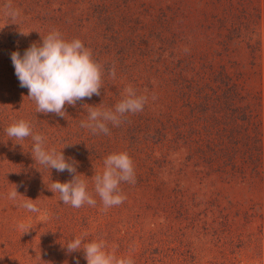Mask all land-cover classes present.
Here are the masks:
<instances>
[{"label":"rangeland","instance_id":"1","mask_svg":"<svg viewBox=\"0 0 264 264\" xmlns=\"http://www.w3.org/2000/svg\"><path fill=\"white\" fill-rule=\"evenodd\" d=\"M8 3L19 12L15 20L4 14ZM52 30L80 39L104 69L101 94L66 104L65 117L36 113L11 60ZM222 76L235 83L227 100L237 104L235 112L226 101L215 113L217 102L207 99L210 91L225 98L216 86ZM128 86L148 97L142 112L109 125L110 134L80 126L87 105L114 109ZM216 114L227 125L212 120ZM19 120L45 137L46 149L76 162L95 207L73 208L49 190L73 174L35 163L31 138L9 139L5 128ZM210 128L223 136L217 143H235L228 154L235 159L222 162L207 152ZM119 152L133 160L136 183H122L126 200L105 211L92 176ZM206 162L225 170L222 181L208 177ZM15 186L20 196L13 201ZM27 198L38 212L18 206ZM214 199L227 205L241 239L256 249L233 252L231 263L264 264V0H0V264H87L83 250L68 254L63 246L77 237L102 240L105 251L134 264H181L179 253L184 264H207L211 246L199 226ZM20 224L29 231L22 234ZM191 246L195 259L183 255Z\"/></svg>","mask_w":264,"mask_h":264},{"label":"clouds","instance_id":"2","mask_svg":"<svg viewBox=\"0 0 264 264\" xmlns=\"http://www.w3.org/2000/svg\"><path fill=\"white\" fill-rule=\"evenodd\" d=\"M4 14L15 20L19 12L10 3L4 6ZM21 35L29 32L20 31ZM42 43H33L27 48L23 56L19 51L11 53L12 64L20 86L28 89V98L36 105V113H54L60 117L67 115L65 105L75 106L78 101L90 99L93 95L99 96L103 87V66L93 59L92 50L78 39L66 40L58 30L50 31L41 36ZM109 76L115 78V69H108ZM124 97L113 108L101 109L96 106L87 108L88 118L81 121V127L91 131L93 135L110 134L109 125L119 127L124 123L128 114H137L143 111L148 102L145 95H137L135 90L128 86L124 90ZM155 99V96L152 97ZM85 106V105H84ZM7 137L16 143L31 138V155L35 163L57 172L67 171L73 174L72 179L61 183L55 181L48 187L54 194L59 193L63 204L73 208H80L85 204L95 207L97 201L87 190V183L81 179L76 171V162H68L62 150L45 148V137L33 134L29 122L19 120L5 128ZM20 144V143H19ZM103 171L92 176L94 192L100 197L103 209L118 206L126 200L121 192L122 183L135 184L136 176L134 163L127 152L109 154L103 161ZM20 194L16 186L8 198L16 201ZM32 199L19 203L29 212H38L39 209ZM22 234L27 233L30 227L18 225ZM68 254L83 250L87 264H134L131 258L117 259L105 251V244L101 241L85 242L84 238L77 237L63 245ZM78 264V261H77Z\"/></svg>","mask_w":264,"mask_h":264},{"label":"trees","instance_id":"3","mask_svg":"<svg viewBox=\"0 0 264 264\" xmlns=\"http://www.w3.org/2000/svg\"><path fill=\"white\" fill-rule=\"evenodd\" d=\"M212 75V73H211ZM226 80L228 79H222L221 77L217 78V82L218 85H216L218 87L219 90H221L223 93H225L226 95L224 96L225 98L221 97V100L218 101V95L215 93L214 91L211 92L210 91V95H208L207 99L208 101H212L215 100L217 103L215 104V113L220 112V110L222 111L224 108L225 102L227 100H232L234 97L233 94H236V92H233L232 89H235V83L234 82H229V80L226 82ZM225 88H223V87ZM215 87V86H214ZM210 90V89H209ZM214 94V95H213ZM229 101H227L226 104V108L230 109V113L231 112H235V109L238 110L239 107L237 106V104L234 103V105L232 106V103H230ZM232 106V107H231ZM212 120H215V122H217L218 124H223V125H227V122H225L224 120H222L219 115L216 114V118H213ZM235 124V123H233ZM210 132L208 133V135H204L207 136L206 142L208 145V151L207 152H212V154H216V158L221 159V161L223 162V157L227 156L230 160H233L236 158V155L234 156H229L228 154L230 153L229 151H235V147H234V142L232 143H226L224 142V144H221L220 142L217 143L218 139H222L223 136L220 137H214L216 135V133L210 128ZM202 131V130H201ZM227 149V152L223 151V148ZM206 151H204L205 154ZM211 160H209L210 163H216L212 158H210ZM208 162H206V166H205V170L208 171V177L211 176L212 179L211 180H216L217 181H222V180H218L220 179V177L223 176L225 170L218 168L217 166H212V164H210ZM258 167V166H256ZM231 176H233L234 174H230ZM211 180H208L209 182ZM214 185L211 184V187H213ZM215 201H211V203H206V214L205 217L209 218L206 219V223H205V227L199 226L196 221L193 219V224L198 225L200 230H204L205 235L207 236V242H208V246H211L210 251H209V261L207 264H232L231 263V259H234V255L233 252H235L236 255H243L245 252H247L248 250L251 251L253 254H256V249L253 250L252 246L254 245L253 241L251 240H247V241H243L241 239L240 233L237 232L238 229H236V227L233 226L234 222L233 219H229L230 216H228V213L225 211V208L227 207V205H224V203H222L221 201L214 199ZM207 202V201H205ZM217 212L218 215L217 216H211L212 213ZM202 218H204L203 216H200L197 218V220L199 219L200 221H203ZM194 225V227H195ZM237 232V233H236ZM229 236V238H228ZM240 236V237H239ZM233 248H235L236 250H232ZM197 249V248H196ZM196 249H193V246H191V248H189V250H186L185 253L183 255H189L193 256L195 254H193L195 252ZM229 249L231 251H229ZM242 250H244V252H242ZM214 251V254H213ZM228 251V252H227ZM188 252V253H187ZM228 253V255H222L221 256V261H217V257H219V255L223 254V253ZM193 254V255H192ZM199 254V253H198ZM231 255V258H230ZM194 257V256H193ZM174 259H178L180 261L181 264H184L185 258H183V256H181V253H179L178 258H174ZM195 259V257H194Z\"/></svg>","mask_w":264,"mask_h":264}]
</instances>
